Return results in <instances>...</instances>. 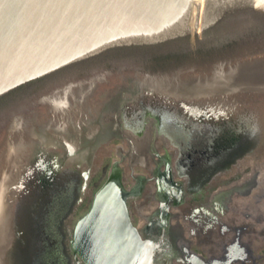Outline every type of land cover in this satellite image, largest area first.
Listing matches in <instances>:
<instances>
[{
    "label": "flooded vegetation",
    "instance_id": "1",
    "mask_svg": "<svg viewBox=\"0 0 264 264\" xmlns=\"http://www.w3.org/2000/svg\"><path fill=\"white\" fill-rule=\"evenodd\" d=\"M255 51L264 52V43L242 47L229 57L203 64L154 68L142 62H121L107 69L96 67L90 78L69 81L40 96V107L15 114L0 147L11 127L22 123L19 135L30 145L26 158L31 164H43L35 172L47 173L44 164L49 158L55 162L66 155L68 165L58 172L51 171L45 181L55 178L66 167L79 169L83 184L78 205L85 198L90 174L85 167L76 165L90 162L87 153L80 159L81 150L117 148L121 162L105 164L103 172L107 173L106 180L118 176L127 193L121 225L126 215L144 242L158 237L161 253L151 264H235L245 257V249L238 237L230 241L224 237L226 230L232 228L221 225L222 217L226 209L231 210L228 203L233 196L249 194L253 185L249 179L233 180L231 187L213 190L211 184L264 146V126L261 135L253 137L251 131L256 126L244 124L245 117L250 121L257 113L264 117V83L258 85L253 81L256 75H264V54L258 62L249 60L248 55ZM197 131L213 133L214 137L207 140L206 135H201L202 140L191 141L196 138L192 133ZM168 133L189 139L174 144ZM143 134H150L151 139H135ZM247 137L252 139L253 149L249 153L192 189V172L213 164L235 142ZM196 144L200 147L195 148ZM45 149L66 152L50 156ZM35 175L28 174L24 190L39 184L32 183ZM98 190L73 231L68 221L69 244L75 239L77 224L92 208ZM21 193L13 203V237L4 256L5 264L16 238L25 240L24 229L14 223L15 204ZM234 228L240 236V228ZM72 254L73 264H88L80 253Z\"/></svg>",
    "mask_w": 264,
    "mask_h": 264
},
{
    "label": "water",
    "instance_id": "2",
    "mask_svg": "<svg viewBox=\"0 0 264 264\" xmlns=\"http://www.w3.org/2000/svg\"><path fill=\"white\" fill-rule=\"evenodd\" d=\"M242 8L264 11V0H0V96L112 48L195 36ZM126 194L110 176L77 224L70 246L88 264L159 257L157 236L144 242L126 215L121 225Z\"/></svg>",
    "mask_w": 264,
    "mask_h": 264
},
{
    "label": "trees",
    "instance_id": "3",
    "mask_svg": "<svg viewBox=\"0 0 264 264\" xmlns=\"http://www.w3.org/2000/svg\"><path fill=\"white\" fill-rule=\"evenodd\" d=\"M264 43V11L242 8L228 12L213 26L195 36L150 45H131L109 49L97 56L69 64L47 75L25 82L0 96V140L11 118L22 109L40 107L38 98L51 93L69 81H79L94 75V68L107 69L114 63L142 62L154 68L186 63L203 64L229 57L242 47ZM244 124L255 125L251 136L261 135L264 117L257 113ZM204 133V132H202ZM192 133L199 141L201 135L211 140L214 134ZM177 144L184 139L181 134L168 133ZM188 137V134H183ZM216 135V134H215ZM234 133H232V136ZM199 139V140H197ZM250 137L235 142L213 164L203 165L191 173V187L196 189L211 179L218 171L229 168L244 157L253 147ZM200 147L195 145V148ZM203 175V178L201 177ZM198 185H195L197 182ZM83 178L79 169L66 167L53 179L25 189L15 204L14 223L25 231V240L17 237L9 253L8 264H73L69 244L68 221L74 214L81 197Z\"/></svg>",
    "mask_w": 264,
    "mask_h": 264
},
{
    "label": "rangeland",
    "instance_id": "4",
    "mask_svg": "<svg viewBox=\"0 0 264 264\" xmlns=\"http://www.w3.org/2000/svg\"><path fill=\"white\" fill-rule=\"evenodd\" d=\"M262 51H255L248 56L249 60H259L263 55ZM258 62V61H257ZM259 78H262L261 75ZM253 80V79H252ZM255 81V78L254 80ZM23 129V124L18 123L11 127L7 138L3 141L0 147V201L3 204L2 216L6 218V233L7 239L5 246L0 252V264H5L4 251L6 252L11 244L13 237V230L11 226L12 208L15 198L24 190L25 184L29 182L26 178L28 174L35 173L36 179H32V183L45 182V178L51 174L50 172H58L62 167L68 165L66 155L59 160L52 162L49 158L44 167L47 173L40 170V173L35 172L41 167L35 162H32L26 151L30 150V145L27 140L19 135L20 130ZM150 134H143L135 139L146 142L151 138ZM23 138V139H22ZM161 143V138L157 139ZM157 142V144H159ZM46 155L66 152L65 149H45ZM90 156L89 164H76L90 174L87 175L85 198L76 208V211L69 220L71 231L79 217H81L89 208L92 195L106 182L107 173L103 172V167L107 163L121 162V153L117 148L100 147L93 149L81 150L80 159ZM79 159V156H78ZM83 159V158H82ZM126 163L122 165L125 166ZM249 179L253 185L251 192L245 195L233 196L232 201L228 203L231 210L226 209L225 216L222 217L221 225H228L232 229L226 230L224 233L225 238L228 240L239 238L241 248L245 249V257L236 262L235 264H264V146L258 152L248 156L242 160L238 165L234 166L227 172L219 175L211 184L213 190L219 187H231L233 180L243 181ZM4 200V201H3ZM247 207V208H246ZM239 209V212H237ZM229 211V212H228ZM234 225V226H233ZM240 228L241 235L237 234ZM23 233V232H22Z\"/></svg>",
    "mask_w": 264,
    "mask_h": 264
},
{
    "label": "bare ground",
    "instance_id": "5",
    "mask_svg": "<svg viewBox=\"0 0 264 264\" xmlns=\"http://www.w3.org/2000/svg\"><path fill=\"white\" fill-rule=\"evenodd\" d=\"M260 77V76H259ZM258 77V75H256L254 78H255V84H258L260 85L259 83L263 84L264 81L260 82V78ZM253 78V79H254ZM264 80V79H263ZM253 82V81H252ZM23 139V138H22ZM4 201V200H3ZM3 204L1 203L0 201V248L3 247V245L5 244L6 242V239H7V233H6V218L2 216V213L3 212Z\"/></svg>",
    "mask_w": 264,
    "mask_h": 264
}]
</instances>
